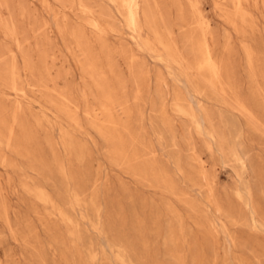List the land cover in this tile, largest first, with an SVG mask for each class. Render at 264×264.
<instances>
[{
  "label": "rangeland",
  "instance_id": "1",
  "mask_svg": "<svg viewBox=\"0 0 264 264\" xmlns=\"http://www.w3.org/2000/svg\"><path fill=\"white\" fill-rule=\"evenodd\" d=\"M0 264H264V0H0Z\"/></svg>",
  "mask_w": 264,
  "mask_h": 264
},
{
  "label": "bare ground",
  "instance_id": "2",
  "mask_svg": "<svg viewBox=\"0 0 264 264\" xmlns=\"http://www.w3.org/2000/svg\"><path fill=\"white\" fill-rule=\"evenodd\" d=\"M204 59V58H203Z\"/></svg>",
  "mask_w": 264,
  "mask_h": 264
}]
</instances>
